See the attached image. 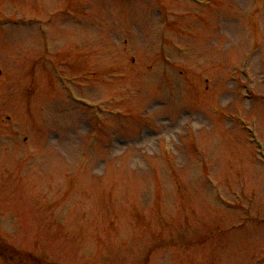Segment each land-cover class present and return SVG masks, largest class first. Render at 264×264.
<instances>
[{"label":"rangeland","instance_id":"1","mask_svg":"<svg viewBox=\"0 0 264 264\" xmlns=\"http://www.w3.org/2000/svg\"><path fill=\"white\" fill-rule=\"evenodd\" d=\"M0 71V264H264V0H0Z\"/></svg>","mask_w":264,"mask_h":264},{"label":"trees","instance_id":"2","mask_svg":"<svg viewBox=\"0 0 264 264\" xmlns=\"http://www.w3.org/2000/svg\"><path fill=\"white\" fill-rule=\"evenodd\" d=\"M9 256H10V254H9ZM6 257H8V256H6Z\"/></svg>","mask_w":264,"mask_h":264}]
</instances>
